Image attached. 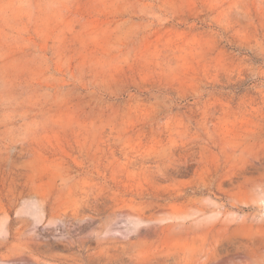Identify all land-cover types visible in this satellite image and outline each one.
Instances as JSON below:
<instances>
[{
    "label": "rangeland",
    "instance_id": "1",
    "mask_svg": "<svg viewBox=\"0 0 264 264\" xmlns=\"http://www.w3.org/2000/svg\"><path fill=\"white\" fill-rule=\"evenodd\" d=\"M0 264H264V0H0Z\"/></svg>",
    "mask_w": 264,
    "mask_h": 264
}]
</instances>
